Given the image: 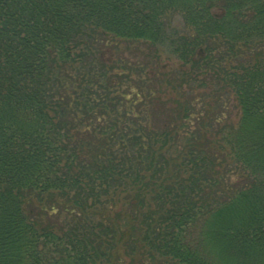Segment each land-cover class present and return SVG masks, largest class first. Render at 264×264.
I'll return each mask as SVG.
<instances>
[{
  "label": "trees",
  "instance_id": "1",
  "mask_svg": "<svg viewBox=\"0 0 264 264\" xmlns=\"http://www.w3.org/2000/svg\"><path fill=\"white\" fill-rule=\"evenodd\" d=\"M127 258L264 264V0H0V264Z\"/></svg>",
  "mask_w": 264,
  "mask_h": 264
},
{
  "label": "rangeland",
  "instance_id": "2",
  "mask_svg": "<svg viewBox=\"0 0 264 264\" xmlns=\"http://www.w3.org/2000/svg\"><path fill=\"white\" fill-rule=\"evenodd\" d=\"M161 61H162V63H165V62L169 63V59H168V57L165 54H163V57L161 58ZM178 63L179 62L177 61V59L175 57H173L172 61H170V64H168V66L173 67L174 70L175 69H179V64ZM174 79L175 78H173V80ZM190 91L191 90H190V88L187 85H185V84H183L182 86L178 85L176 87V89L171 90V92H169L166 97L181 98L182 99L184 97H190ZM174 104L176 105L177 103H174ZM230 106H231V110H230V112L227 115L230 114L229 117L236 120L237 119V112H238V108L236 106V103L233 100H231ZM139 260H141V259L137 258V261H139ZM128 261H130V258L126 259V264L128 263ZM139 262H138V264H139Z\"/></svg>",
  "mask_w": 264,
  "mask_h": 264
},
{
  "label": "clouds",
  "instance_id": "3",
  "mask_svg": "<svg viewBox=\"0 0 264 264\" xmlns=\"http://www.w3.org/2000/svg\"><path fill=\"white\" fill-rule=\"evenodd\" d=\"M186 21L184 19V14L182 11L175 13L171 19L170 27L175 29H183L185 27Z\"/></svg>",
  "mask_w": 264,
  "mask_h": 264
}]
</instances>
